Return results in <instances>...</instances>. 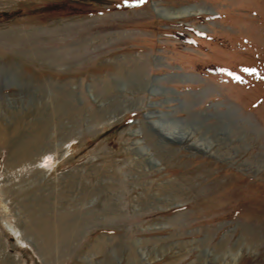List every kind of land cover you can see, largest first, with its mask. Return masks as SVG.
Segmentation results:
<instances>
[{
  "label": "rangeland",
  "instance_id": "374dc122",
  "mask_svg": "<svg viewBox=\"0 0 264 264\" xmlns=\"http://www.w3.org/2000/svg\"><path fill=\"white\" fill-rule=\"evenodd\" d=\"M0 264H264V0H0Z\"/></svg>",
  "mask_w": 264,
  "mask_h": 264
},
{
  "label": "bare ground",
  "instance_id": "6f19581e",
  "mask_svg": "<svg viewBox=\"0 0 264 264\" xmlns=\"http://www.w3.org/2000/svg\"><path fill=\"white\" fill-rule=\"evenodd\" d=\"M8 227L10 228V231L13 233V234H15V236L17 237V239H18V242H22V237H21V235H20V233L14 228V227H12L10 224L8 225ZM61 232V231H60ZM55 233H53V235H54ZM56 235H57V233H56ZM50 237V236H49ZM48 237V238H49ZM52 237V236H51ZM66 237V236H65ZM61 238H63L62 236L60 237V239ZM49 241V240H48Z\"/></svg>",
  "mask_w": 264,
  "mask_h": 264
}]
</instances>
